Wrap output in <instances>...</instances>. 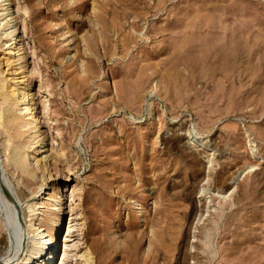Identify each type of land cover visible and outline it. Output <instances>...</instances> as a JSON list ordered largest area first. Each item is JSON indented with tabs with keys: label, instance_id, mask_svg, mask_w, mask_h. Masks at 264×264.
<instances>
[{
	"label": "rangeland",
	"instance_id": "1",
	"mask_svg": "<svg viewBox=\"0 0 264 264\" xmlns=\"http://www.w3.org/2000/svg\"><path fill=\"white\" fill-rule=\"evenodd\" d=\"M11 2L44 148L67 158L52 187H14L0 148L24 199H0L1 262L46 235L51 264H264V0Z\"/></svg>",
	"mask_w": 264,
	"mask_h": 264
},
{
	"label": "bare ground",
	"instance_id": "2",
	"mask_svg": "<svg viewBox=\"0 0 264 264\" xmlns=\"http://www.w3.org/2000/svg\"><path fill=\"white\" fill-rule=\"evenodd\" d=\"M11 5V0H0V148L4 158L2 165L4 166L3 170L10 177L15 178L14 187H18L20 184L23 187L25 183H30L37 185L38 189L44 190L46 188L44 185L52 187L53 183L50 180L55 181L60 177L55 176L51 171L57 170L59 164L62 163L61 161L66 162L67 157H65L61 145H59L61 149L59 148L60 150L53 155L48 154L44 148L46 146V133L44 134V131L41 130L43 122H40L39 113L33 102L34 94L30 88L31 81H29L30 78L28 79L26 63L23 59L21 37L15 33L17 16L13 15ZM21 9L26 11L23 6ZM58 171L60 173L61 169ZM65 176L67 180V175ZM51 177L52 179H50ZM36 178L39 180L38 184L35 182ZM27 185L25 186L27 187ZM10 186L6 181L2 185L0 183V189L3 190L0 192V199L8 201L7 206L17 216V206L23 203V198L20 199L14 191L12 193ZM14 218L13 220H15ZM16 223L19 225V222ZM70 223L71 221L69 225ZM37 230H32L31 233ZM72 231L71 226H69L64 238L65 241H69L68 237ZM17 233L19 234V232ZM49 240L50 238H46V235L36 239L30 238L29 241L32 243L30 242L31 244L29 243L27 247L30 253L22 264H31L37 260L36 258H41L40 264H51L54 255H56V249ZM81 256L85 257L87 262L91 259L88 249ZM0 264H3L1 260Z\"/></svg>",
	"mask_w": 264,
	"mask_h": 264
}]
</instances>
